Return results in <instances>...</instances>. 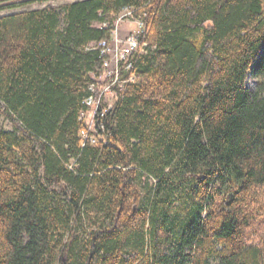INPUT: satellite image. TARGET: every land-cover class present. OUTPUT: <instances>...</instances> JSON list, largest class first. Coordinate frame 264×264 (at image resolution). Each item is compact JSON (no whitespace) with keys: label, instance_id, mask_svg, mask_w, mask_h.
Instances as JSON below:
<instances>
[{"label":"trees","instance_id":"obj_1","mask_svg":"<svg viewBox=\"0 0 264 264\" xmlns=\"http://www.w3.org/2000/svg\"><path fill=\"white\" fill-rule=\"evenodd\" d=\"M155 49L83 144L97 26ZM249 72L256 90L246 86ZM0 264H264V0H79L0 15Z\"/></svg>","mask_w":264,"mask_h":264},{"label":"built area","instance_id":"obj_2","mask_svg":"<svg viewBox=\"0 0 264 264\" xmlns=\"http://www.w3.org/2000/svg\"><path fill=\"white\" fill-rule=\"evenodd\" d=\"M101 16L107 19L97 26L109 33L99 43L88 47L100 51L102 63L98 73L92 74L94 82L89 86L90 95L84 100L86 109L80 116L85 123L80 137L83 144L91 145L100 142L99 132L105 131L106 117L125 95L129 84L139 79L136 59L155 49L148 40L150 24L139 9L125 7L119 13H101Z\"/></svg>","mask_w":264,"mask_h":264},{"label":"rangeland","instance_id":"obj_3","mask_svg":"<svg viewBox=\"0 0 264 264\" xmlns=\"http://www.w3.org/2000/svg\"><path fill=\"white\" fill-rule=\"evenodd\" d=\"M79 0H0V15L21 12L30 9H40L48 6H62ZM246 86L251 90H256V79L252 72H249L246 80ZM0 127L6 130L14 129L13 123L3 114L0 115ZM85 139L84 135H81ZM95 144L98 141L94 142Z\"/></svg>","mask_w":264,"mask_h":264}]
</instances>
